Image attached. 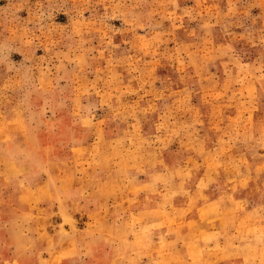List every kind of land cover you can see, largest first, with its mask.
<instances>
[{"label": "rangeland", "instance_id": "1", "mask_svg": "<svg viewBox=\"0 0 264 264\" xmlns=\"http://www.w3.org/2000/svg\"><path fill=\"white\" fill-rule=\"evenodd\" d=\"M0 264H264V0H0Z\"/></svg>", "mask_w": 264, "mask_h": 264}]
</instances>
